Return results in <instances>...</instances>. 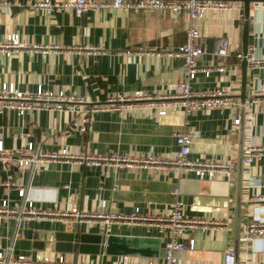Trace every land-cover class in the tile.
<instances>
[{
    "label": "crops",
    "instance_id": "obj_1",
    "mask_svg": "<svg viewBox=\"0 0 264 264\" xmlns=\"http://www.w3.org/2000/svg\"><path fill=\"white\" fill-rule=\"evenodd\" d=\"M233 1V9L209 11L203 19L192 21L204 48L197 66L221 64L223 71L213 69L207 76L197 72L188 83L193 91L217 87L227 89L233 96L244 93L245 98L252 99L255 91L264 86V67H242L235 53L241 51L246 23V50L251 48L254 56L264 59V7L249 5L247 17L239 18V10L244 15L242 2ZM187 20L185 14L162 10H107L81 15L63 11L45 15L28 8H0V39L15 32L25 44V49L8 58L0 55V84L12 83L21 91H34L41 85L73 93L90 103L134 91L161 93L186 80L182 59L125 51H136L138 46L157 51L175 48L184 41ZM219 37L227 40L225 57L212 53ZM91 47L102 52H92ZM257 98V102L246 106L242 121L235 127L225 108L202 109L187 115L180 109H167L158 115L149 103H140L121 113L94 112L88 130L82 133L72 127V116L65 111L39 110L18 117L14 111L2 110L0 139L7 156L8 151L23 147L29 139L45 151L64 147L69 152L152 153L172 158L177 150L175 133L184 130L192 134L187 158L228 157L233 169L229 178L213 179L148 167L120 168L108 174L96 167L62 161L39 164L30 171L18 167L12 159L0 157V201L5 200L9 207L19 205L17 189L22 187L25 198L39 211H91L104 207L122 215L137 210L140 216H158L168 214L173 201L171 190L176 188L183 215L204 222L181 236V262L222 264L224 252L233 249L237 234L236 264H264V234L246 244L239 242L242 227L255 209L264 205L252 200L254 196L264 197V155L248 166L242 165L239 196L235 171L239 126L242 148L249 144L264 148V101ZM236 196L240 202L237 218ZM103 229L106 236L130 240L118 244L126 249L123 255L81 254L78 242L71 253L56 250L64 243L56 241L59 234L99 235ZM152 239H157L158 246ZM165 240V233L149 224L112 223L103 227L97 222L75 223L68 218L47 217L16 226L13 217L0 216V252L10 248L12 258L40 254L51 259L64 255L83 264H160ZM189 242L192 248H188ZM156 247L157 256L149 257L150 249Z\"/></svg>",
    "mask_w": 264,
    "mask_h": 264
},
{
    "label": "built area",
    "instance_id": "obj_2",
    "mask_svg": "<svg viewBox=\"0 0 264 264\" xmlns=\"http://www.w3.org/2000/svg\"><path fill=\"white\" fill-rule=\"evenodd\" d=\"M264 7V2H249L248 6ZM28 8L41 12L45 15L70 11L74 15H81L85 12H104L107 10L131 11L133 13L145 12L153 13L157 10L167 11L170 14H185L188 18V25L185 30L184 41L181 45L173 48L166 47L159 51L157 49H146L138 46L136 51H125L126 54L165 55L167 57H180L185 68L186 80L172 84L168 89L157 94H147L134 91L130 94L109 97L105 102H86L82 97L73 93H66L63 90H53L37 85L34 91H21L14 87L12 83L0 84V112L11 110L18 117L32 111H57L68 112L71 118V125L78 132L88 130L90 120L96 111H116L121 113L131 109L140 103H149L156 109L158 115H163L167 109H180L185 115L202 109L225 108L231 118V123L235 127L240 118L246 113L245 108L251 102L264 101V86L255 91L252 99L233 96L227 89L213 87L204 91H193L189 86V81L193 80L197 72L207 76L213 69L221 72L223 65L197 66L198 57L204 52L203 46L199 43L200 33L192 24L194 20L203 19L209 11H225L236 7L233 0H0V8L9 9ZM240 8V7H239ZM238 8V9H239ZM244 16L239 10L238 17ZM227 40L219 37L215 40L213 55L225 57L228 54ZM25 47L17 33L10 32L0 39V55L5 58L10 57ZM31 47L29 49H34ZM92 52L98 51L90 48ZM238 60L244 59L245 64L252 67H264V59L254 56L251 48L243 54L241 51L235 53ZM192 138L190 131L178 130L175 133V143L177 150L172 158H159L152 153L133 155L127 153L109 152L96 154L88 151L69 152L64 147L55 150H40L31 140H27L25 145L16 150L8 151V156L2 150L0 139V157L12 159L18 167L29 168L32 171L37 165L52 161L73 162L88 167H96L103 173L112 174L120 168H160L173 169L179 175L191 174L195 178L213 179L215 177L229 178L232 174V162L230 158H196L189 159V145ZM264 155V148L258 145H247L242 149L241 163L244 166L250 165L254 160ZM6 186L9 184L6 183ZM173 197L169 212L166 215L140 216L137 210L131 214L122 215L110 212L104 207H97L91 211H80L70 208L67 212H44L32 207V203L24 196V189H17V196L21 203L14 207H9L5 200L0 201V216H11L15 220L16 226L26 224L32 220L44 219L47 217L68 218L75 223L97 222L103 227L109 224H149L156 226L161 233H165L166 240L163 245V256L160 264H184L178 259V254L183 251L184 245L180 241L186 230H191L204 222L186 218L182 212V201L179 198L176 188L171 190ZM252 200L263 203L264 197L254 196ZM261 214V215H259ZM264 234V205L255 209V214L248 220L239 233V242L248 243L252 238ZM188 248H192L189 242ZM10 248L0 252V264H83L73 260H68L64 255H58L51 259L40 254L31 256H16L12 258L8 253ZM222 264H233V249L228 248L224 252Z\"/></svg>",
    "mask_w": 264,
    "mask_h": 264
},
{
    "label": "water",
    "instance_id": "obj_3",
    "mask_svg": "<svg viewBox=\"0 0 264 264\" xmlns=\"http://www.w3.org/2000/svg\"><path fill=\"white\" fill-rule=\"evenodd\" d=\"M242 2L243 6V12L244 16L247 17L248 13V4L250 1L255 0H240ZM246 23H244L242 28V35H241V52L244 54L246 51ZM240 65L242 67H245V61L244 59L240 60ZM245 95L242 93L239 95L240 99H244ZM240 118L242 121V110L240 109ZM241 134L242 129L239 126L238 130V143H237V150H236V192H238L239 196V183H240V175H241V155H242V145H241ZM238 196H236V209H235V216L237 218L238 216V210L240 206V202L238 199ZM237 234L234 236V246H233V264H236V249H237ZM57 242H64L63 245H57L56 250L64 253H71L75 249V243L78 242L77 251L81 254H92V255H101L102 252L105 255H113L114 253L116 255H123L126 249L124 247H118V244L120 242L124 241H130L129 239L125 238H118L113 236H106L105 235V229H103L102 233L99 235H77V234H59V236L56 238ZM152 242H154L155 245L158 246L157 239H152ZM104 245V246H103ZM116 251V252H114ZM149 257H156L157 256V247L150 249V253L147 254Z\"/></svg>",
    "mask_w": 264,
    "mask_h": 264
}]
</instances>
